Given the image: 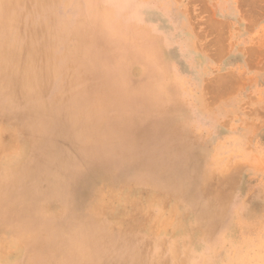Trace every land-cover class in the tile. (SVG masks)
<instances>
[{
	"label": "rangeland",
	"instance_id": "rangeland-1",
	"mask_svg": "<svg viewBox=\"0 0 264 264\" xmlns=\"http://www.w3.org/2000/svg\"><path fill=\"white\" fill-rule=\"evenodd\" d=\"M0 8V264H264V0Z\"/></svg>",
	"mask_w": 264,
	"mask_h": 264
},
{
	"label": "bare ground",
	"instance_id": "bare-ground-1",
	"mask_svg": "<svg viewBox=\"0 0 264 264\" xmlns=\"http://www.w3.org/2000/svg\"><path fill=\"white\" fill-rule=\"evenodd\" d=\"M2 3H3V2H2ZM13 3H14V2H13ZM13 3H12V4H13ZM14 4H15V3H14ZM14 4H13V5H14ZM3 6H4V5H3ZM4 7H7V6H4ZM0 9H1V8H0ZM4 9H5V8H4ZM101 31H102V30H101ZM140 42H142V40H141ZM149 74H150V73H149ZM148 76H149V75H148ZM71 113H72V111H71ZM98 120L101 122L100 119H97V121H98ZM101 124H103V122H101ZM158 127H159V126H158ZM159 128H162V127H159ZM151 129H152V128H151ZM147 130H148V129H147ZM149 130H150V129H149ZM142 132H144V131H142ZM145 133H146V132H145ZM147 133H148V132H147ZM160 135H161V134H160ZM145 139H146V138H145ZM145 139H144V140H145ZM151 139H154V137H152ZM152 141H153V140H152ZM126 159H127V163H128V164H127V167H129V166L131 167V166H133V165H137V164H133V162L130 160L131 158L127 157ZM137 166H138V165H137ZM137 168H139V169H143V168H140V166H138ZM144 169H145V168H144ZM136 170H137V169H136Z\"/></svg>",
	"mask_w": 264,
	"mask_h": 264
}]
</instances>
